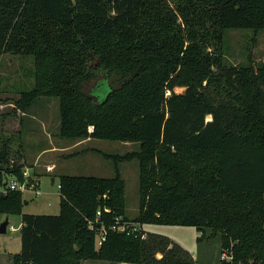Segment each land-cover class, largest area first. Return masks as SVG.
<instances>
[{
	"label": "trees",
	"instance_id": "obj_1",
	"mask_svg": "<svg viewBox=\"0 0 264 264\" xmlns=\"http://www.w3.org/2000/svg\"><path fill=\"white\" fill-rule=\"evenodd\" d=\"M239 28L264 29V0H0V54L34 57L35 84L20 90L19 107L57 97L62 137L140 144L104 153L112 177L60 175L58 214L23 213L21 191L0 193V213L22 215L12 264H197L146 223L218 236L228 255L219 264H264V57L229 63L225 32ZM14 141L0 134L5 186L27 166ZM134 159L132 218L120 162ZM134 223L142 231L114 228Z\"/></svg>",
	"mask_w": 264,
	"mask_h": 264
},
{
	"label": "rangeland",
	"instance_id": "obj_2",
	"mask_svg": "<svg viewBox=\"0 0 264 264\" xmlns=\"http://www.w3.org/2000/svg\"><path fill=\"white\" fill-rule=\"evenodd\" d=\"M224 52L229 63H245L251 55L256 63L264 57V29L255 32L250 28L227 29L225 32ZM34 57L20 54H0V134L11 133L5 130L7 125L20 124L24 129L20 132L13 130V150L20 149L27 163L25 167L31 176L43 169L44 162L53 159L57 168L53 174L41 175L40 187L36 191L29 189L23 194V213L58 214L60 212L59 177L62 174L95 175L112 177L115 175L114 160L104 155L124 154L140 147L138 142L92 138L86 143L76 144L82 140L62 137L59 134V99L57 97H42L29 110L21 109L18 105L20 90L34 87L33 77ZM96 81L88 84L92 90ZM184 87H178L183 92ZM101 98L108 92V87L100 89ZM5 127V128H4ZM52 144L63 146V149L53 153L42 154V151ZM75 144V145H74ZM73 145V146H72ZM38 159V165L33 164ZM121 172L125 179L126 212L134 217L139 211V161L120 162ZM37 168H39L37 170ZM42 172V171H41ZM55 178V183L51 180ZM8 178V177H6ZM11 180V177L8 178ZM3 184L0 182V187ZM51 190L52 193L47 191ZM7 219V214L0 213V227ZM22 215H10L6 232H0V264L6 251L19 252L21 248ZM11 225L18 227L12 230ZM146 231L168 236L171 240L182 245L195 259L197 264H219L221 259H228L226 253L221 254L220 238H205L198 240L201 231L194 225L183 224H143ZM158 257L163 254L158 252ZM120 263V262H119ZM3 264V263H2ZM82 264H97L95 260H82ZM118 264V263H108ZM127 264V263H124Z\"/></svg>",
	"mask_w": 264,
	"mask_h": 264
},
{
	"label": "crops",
	"instance_id": "obj_3",
	"mask_svg": "<svg viewBox=\"0 0 264 264\" xmlns=\"http://www.w3.org/2000/svg\"><path fill=\"white\" fill-rule=\"evenodd\" d=\"M5 128V127H4ZM21 129H24L23 128V125H21V123L19 124H15V125H7L6 126V128H5V130L7 131V132H13V130H15V131H17V132H20V130ZM10 133V134H11ZM6 134H8V133H6ZM92 138H86V139H83V140H80V141H78V142H76V144H82V143H86L87 141H89V140H91ZM75 145V144H74ZM73 146V145H72ZM63 149V146H61V145H58V144H52L50 147H48V148H46V149H44L43 151H42V154H45V153H53V152H57V151H60V150H62ZM55 160H53V159H48V160H46L44 163L45 164H43V169H39V168H37V170L39 169V172H35V173H33L34 174V179H36V181H38L39 182V187H40V184H41V175H44V174H53L54 173V171L56 170V168H57V165H56V162H54ZM38 159L33 163V164H35L36 166L38 165ZM42 171V172H41ZM12 178V177H11ZM55 183V178L53 177V179L51 180V184H54ZM59 189V188H58ZM48 193H52V191L51 190H49V191H47ZM60 193V192H59ZM8 217V216H7ZM20 238H21V236H20ZM20 250H21V248H20ZM15 253H17V252H15ZM15 253H13V252H11V251H9V252H7L6 251V253H5V256L3 255V259H4V261H2L1 262V264L3 263V264H12V255L13 254H15ZM1 259V258H0ZM95 261H97V264H108V263H110L109 261H106V260H95ZM118 264H124V263H118Z\"/></svg>",
	"mask_w": 264,
	"mask_h": 264
},
{
	"label": "built area",
	"instance_id": "obj_4",
	"mask_svg": "<svg viewBox=\"0 0 264 264\" xmlns=\"http://www.w3.org/2000/svg\"><path fill=\"white\" fill-rule=\"evenodd\" d=\"M23 177H24V180H20V179L12 177L11 180H9L7 186H5L1 182L3 186L0 187V193H6L9 189L21 191L23 194L29 189L33 190L34 192L36 191V193H38L35 187V184L29 183V178L31 177V174L29 173L28 170L26 169L23 170ZM58 188H60L59 184H58ZM98 214H100V211L98 212ZM10 228L12 230L18 229V227H15L14 225H11ZM114 228L121 230V231L127 230L128 233H135V232L142 231V226L139 223H134L129 227H127V225H115ZM142 237L146 238V233H142ZM105 238H106V230L103 229L100 232V234H98V237H97L98 243L101 244L102 241L105 240Z\"/></svg>",
	"mask_w": 264,
	"mask_h": 264
},
{
	"label": "water",
	"instance_id": "obj_5",
	"mask_svg": "<svg viewBox=\"0 0 264 264\" xmlns=\"http://www.w3.org/2000/svg\"><path fill=\"white\" fill-rule=\"evenodd\" d=\"M8 225H9V217H7L6 221H4V223H2V225L0 227V232H6Z\"/></svg>",
	"mask_w": 264,
	"mask_h": 264
}]
</instances>
